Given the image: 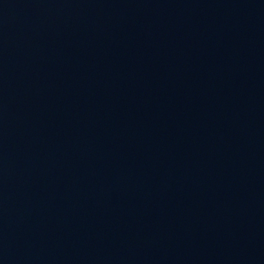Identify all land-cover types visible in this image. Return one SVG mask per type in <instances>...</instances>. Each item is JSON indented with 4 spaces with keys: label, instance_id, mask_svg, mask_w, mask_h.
I'll return each mask as SVG.
<instances>
[{
    "label": "water",
    "instance_id": "95a60500",
    "mask_svg": "<svg viewBox=\"0 0 264 264\" xmlns=\"http://www.w3.org/2000/svg\"><path fill=\"white\" fill-rule=\"evenodd\" d=\"M0 264H264V0H0Z\"/></svg>",
    "mask_w": 264,
    "mask_h": 264
}]
</instances>
